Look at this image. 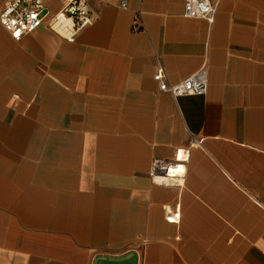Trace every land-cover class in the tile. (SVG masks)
<instances>
[{"label": "crops", "instance_id": "1", "mask_svg": "<svg viewBox=\"0 0 264 264\" xmlns=\"http://www.w3.org/2000/svg\"><path fill=\"white\" fill-rule=\"evenodd\" d=\"M90 10L73 41L0 24V264H264V0H218L212 21L184 0ZM159 67H204L206 93L160 90ZM184 150L179 185L151 179Z\"/></svg>", "mask_w": 264, "mask_h": 264}, {"label": "built area", "instance_id": "2", "mask_svg": "<svg viewBox=\"0 0 264 264\" xmlns=\"http://www.w3.org/2000/svg\"><path fill=\"white\" fill-rule=\"evenodd\" d=\"M60 8L50 17L41 0H8L0 11V24L11 39L19 41L24 35L32 33L44 21L53 31L69 41L92 23L90 0H57ZM218 0H184V15L212 21ZM125 6V2L121 3ZM48 17V18H46ZM160 90L173 96L203 95L207 91V71L201 67L191 75L174 84H169L161 67L153 76ZM185 151V150H184ZM186 151L173 160L154 159L150 165L149 176L157 183L179 185L186 173Z\"/></svg>", "mask_w": 264, "mask_h": 264}, {"label": "water", "instance_id": "3", "mask_svg": "<svg viewBox=\"0 0 264 264\" xmlns=\"http://www.w3.org/2000/svg\"><path fill=\"white\" fill-rule=\"evenodd\" d=\"M93 264H137V255L128 252L120 257L97 256Z\"/></svg>", "mask_w": 264, "mask_h": 264}]
</instances>
